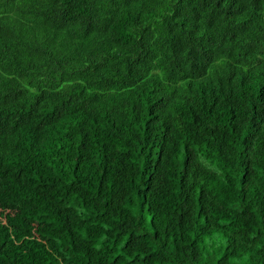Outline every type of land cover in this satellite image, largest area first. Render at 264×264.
<instances>
[{
    "label": "trees",
    "instance_id": "1",
    "mask_svg": "<svg viewBox=\"0 0 264 264\" xmlns=\"http://www.w3.org/2000/svg\"><path fill=\"white\" fill-rule=\"evenodd\" d=\"M0 264H264V0H0Z\"/></svg>",
    "mask_w": 264,
    "mask_h": 264
}]
</instances>
